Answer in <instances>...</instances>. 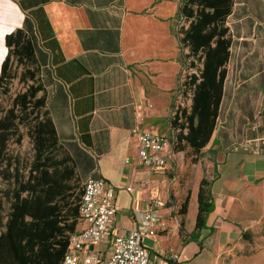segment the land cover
Here are the masks:
<instances>
[{
	"label": "crops",
	"instance_id": "obj_1",
	"mask_svg": "<svg viewBox=\"0 0 264 264\" xmlns=\"http://www.w3.org/2000/svg\"><path fill=\"white\" fill-rule=\"evenodd\" d=\"M239 5L236 0L230 18ZM179 7L180 0H0V72L9 55L7 36L30 20L38 47L47 55L37 80H53L46 88L45 110L62 150L72 143L96 161L95 171L78 170L82 184L96 175L117 190L112 236L129 234L134 213L147 210L160 193L167 202L160 211L162 225L157 238L145 240V245L156 254L179 253L181 261L155 264H219L224 249L241 242L251 214L264 213V80L244 81L246 101L252 104L245 138L232 139L228 153L218 151L217 175L210 180L214 209L206 228L197 232L203 177L191 193L176 190V180L168 175L179 153L160 172L137 160L135 127L166 137L174 132L173 104L184 56L175 33ZM233 100L238 107L236 91L231 104ZM253 104L257 112L250 115ZM139 111L142 120L136 117ZM187 198L188 212L182 217ZM213 235L217 249L210 256L205 246Z\"/></svg>",
	"mask_w": 264,
	"mask_h": 264
},
{
	"label": "trees",
	"instance_id": "obj_2",
	"mask_svg": "<svg viewBox=\"0 0 264 264\" xmlns=\"http://www.w3.org/2000/svg\"><path fill=\"white\" fill-rule=\"evenodd\" d=\"M235 4L236 0H180L175 33L181 50L188 51L182 65L192 72L182 86L191 93L192 102L189 109L178 108L171 120L176 152L186 147L200 152L216 131L236 42L228 25ZM6 45L2 95L9 93L16 79L26 84V90L8 106L0 104V181L5 184L0 188V264H62L78 226L83 193L78 170L93 172L97 164L75 144L62 150L55 125L44 111L46 95L39 94L45 87L37 83V73L46 66L47 55L38 47L33 23L26 20L22 29L7 36ZM23 130L33 145L30 162L10 150L12 143L21 145ZM211 188L212 183L203 178L198 187L197 232L206 228L214 209ZM188 206L189 198L180 216H186Z\"/></svg>",
	"mask_w": 264,
	"mask_h": 264
},
{
	"label": "rangeland",
	"instance_id": "obj_3",
	"mask_svg": "<svg viewBox=\"0 0 264 264\" xmlns=\"http://www.w3.org/2000/svg\"><path fill=\"white\" fill-rule=\"evenodd\" d=\"M239 2L241 5L237 6V12L228 21L236 42L232 49L231 62L227 67L226 95L216 131L207 147L198 153L193 152L189 147H186L182 152H176L172 145L173 156L179 153V157L176 159L175 165H172L168 179L176 180V190L191 193L198 187L201 177L208 181L216 177L215 158L218 151L222 149L223 152L228 153L233 148L231 147L232 139L237 136L238 142H241L245 138L247 107L249 108L252 104L246 101L244 81L264 80V0H239ZM176 25L175 23V27ZM187 53V50L184 51V54ZM191 72V69L183 67L175 91L174 112L178 108L189 109L191 106V93L185 92L186 89L182 86ZM37 83L45 87L44 93H40L39 96L45 94L47 97L46 88L49 89L48 87L51 85L49 80H37ZM28 84H32V82H28ZM25 90L26 84L19 82L18 79L14 80L6 96H3L0 90V104L8 106L17 94ZM235 91L238 94V107L235 106L234 100L232 104L230 101L231 95L233 92L235 94ZM253 106L254 109L250 111V115L252 111L257 112L255 104ZM23 132L24 138L21 145L12 143L10 150L19 153L25 162H30L34 155L33 145L26 136L25 130ZM167 137L173 141L175 132L171 135L168 134ZM213 140H216L217 144H214ZM220 142H222L221 146ZM4 186L5 184L0 181V188ZM190 220L189 217L188 223ZM205 247L208 254L213 256L217 249V240L214 235L206 241ZM215 255L219 257V253ZM219 264H264V213L251 214L249 228L243 234L241 242L226 247L219 257Z\"/></svg>",
	"mask_w": 264,
	"mask_h": 264
},
{
	"label": "built area",
	"instance_id": "obj_4",
	"mask_svg": "<svg viewBox=\"0 0 264 264\" xmlns=\"http://www.w3.org/2000/svg\"><path fill=\"white\" fill-rule=\"evenodd\" d=\"M136 117L142 120L143 113L136 112ZM135 131L138 164L155 172L164 170L173 158V142L138 126ZM116 195V188L104 178H89L84 182L78 208L80 228L71 235L62 264H155L157 260L179 263L181 254L174 251L156 254L145 245V240L157 238L162 225L160 211L167 202L160 193L150 199L147 210L134 213L135 227L129 234L112 236Z\"/></svg>",
	"mask_w": 264,
	"mask_h": 264
}]
</instances>
